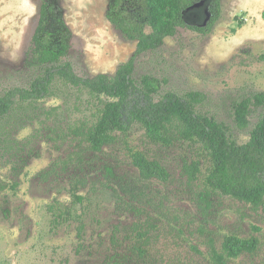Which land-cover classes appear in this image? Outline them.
Listing matches in <instances>:
<instances>
[{"label":"rangeland","instance_id":"obj_1","mask_svg":"<svg viewBox=\"0 0 264 264\" xmlns=\"http://www.w3.org/2000/svg\"><path fill=\"white\" fill-rule=\"evenodd\" d=\"M42 3L68 32L61 22L49 25L67 44L59 64L69 63L78 77H112L133 56L136 42L105 18L109 0H0V97L29 88L42 73L27 59ZM262 12L264 0H221L208 33L179 27L138 56L134 81L156 79L155 101L166 93L203 94L196 110L224 125L231 141L247 143L264 101L250 106L244 129L234 123L233 106L264 94ZM97 103L56 79L49 96L15 102L0 118V182L7 186L0 191V264H217L211 248L220 251L228 235L254 237L258 245L226 264H264V205L208 192L209 160L200 146L152 143L139 125L100 152L88 150L83 134ZM133 152L157 161L168 180L142 179ZM193 163L191 179L185 166ZM65 209L71 216L58 218Z\"/></svg>","mask_w":264,"mask_h":264},{"label":"trees","instance_id":"obj_2","mask_svg":"<svg viewBox=\"0 0 264 264\" xmlns=\"http://www.w3.org/2000/svg\"><path fill=\"white\" fill-rule=\"evenodd\" d=\"M221 0H109L105 18L127 40L136 42L133 56L118 67L115 74L80 78L69 63L59 64L67 50L65 40L49 32L51 22H61L49 3H42L39 18L27 51L28 63L42 69L29 88H13L0 97V118L8 114L15 102H35L51 94L57 79L85 92L98 100L94 121L85 128L84 143L88 150L100 152L116 142L117 134H126L132 126L139 125L146 138L155 144L170 146L175 141L200 146L209 160L205 178L208 192H218L254 207L264 205V116L250 133L249 141L238 145L227 136L224 125L199 113L196 108L204 102V95L189 92L183 96L166 93L158 101L159 82L143 76L137 84L133 77L135 59L162 46L164 39L173 37L177 28L187 27L182 14L197 5H206L208 22L204 27H190L200 33H208L220 15ZM264 20V12L261 15ZM63 28V23H60ZM242 23H238L241 27ZM65 34L68 32L63 28ZM148 30V32L146 31ZM107 100H101L100 97ZM246 98L233 106V120L238 129L247 127L249 108L261 105L264 94ZM131 163L139 176L147 181L166 182L169 174L155 160L147 159L140 152L131 154ZM186 167L189 178L198 173L197 163ZM7 186L0 182V191ZM11 189H15L13 185ZM209 194L207 193L206 196ZM77 203L82 198L72 194ZM71 216L70 210L58 213V218ZM79 216H77V220ZM81 226L79 227V230ZM258 241L254 237L225 236L220 251L211 248L212 260L226 264L242 254L256 251Z\"/></svg>","mask_w":264,"mask_h":264},{"label":"water","instance_id":"obj_3","mask_svg":"<svg viewBox=\"0 0 264 264\" xmlns=\"http://www.w3.org/2000/svg\"><path fill=\"white\" fill-rule=\"evenodd\" d=\"M183 23L189 27H204L208 22L206 5H197L182 14Z\"/></svg>","mask_w":264,"mask_h":264}]
</instances>
